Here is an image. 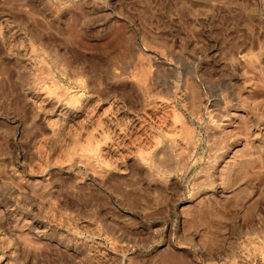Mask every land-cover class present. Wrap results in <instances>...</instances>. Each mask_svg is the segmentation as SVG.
<instances>
[{
  "label": "rangeland",
  "instance_id": "rangeland-1",
  "mask_svg": "<svg viewBox=\"0 0 264 264\" xmlns=\"http://www.w3.org/2000/svg\"><path fill=\"white\" fill-rule=\"evenodd\" d=\"M0 264H264V0H0Z\"/></svg>",
  "mask_w": 264,
  "mask_h": 264
},
{
  "label": "bare ground",
  "instance_id": "bare-ground-1",
  "mask_svg": "<svg viewBox=\"0 0 264 264\" xmlns=\"http://www.w3.org/2000/svg\"><path fill=\"white\" fill-rule=\"evenodd\" d=\"M169 145H171V144H169ZM172 157V156H171ZM77 159V158H76Z\"/></svg>",
  "mask_w": 264,
  "mask_h": 264
}]
</instances>
